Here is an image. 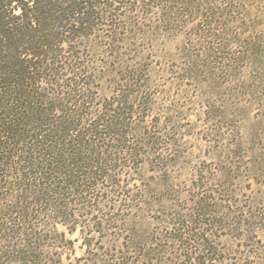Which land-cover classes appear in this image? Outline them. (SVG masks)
I'll return each instance as SVG.
<instances>
[{
    "label": "trees",
    "instance_id": "1",
    "mask_svg": "<svg viewBox=\"0 0 264 264\" xmlns=\"http://www.w3.org/2000/svg\"><path fill=\"white\" fill-rule=\"evenodd\" d=\"M240 1L0 0V264H65L72 241L59 226L77 225L82 210L109 220L95 214L100 182L152 138L137 120L149 104L143 63L137 54L125 65L124 52L189 27L231 35ZM105 67L125 71L114 79ZM210 199L195 202L193 219L168 221L161 243L130 237L102 264H226L210 237L220 213Z\"/></svg>",
    "mask_w": 264,
    "mask_h": 264
},
{
    "label": "rangeland",
    "instance_id": "2",
    "mask_svg": "<svg viewBox=\"0 0 264 264\" xmlns=\"http://www.w3.org/2000/svg\"><path fill=\"white\" fill-rule=\"evenodd\" d=\"M240 2L244 15L231 35L195 36L189 27L156 34L139 53L124 52L125 65L134 66L137 54L143 63L149 104L137 109V120L152 138L142 154L109 166L113 181L100 182L95 214L109 222L96 224L82 210L77 225L59 226L72 241L65 264L107 263L130 237L161 243L167 222L177 213L193 219L202 196L220 210L210 235L217 256L226 264H264V0ZM124 68L102 71L115 79Z\"/></svg>",
    "mask_w": 264,
    "mask_h": 264
}]
</instances>
